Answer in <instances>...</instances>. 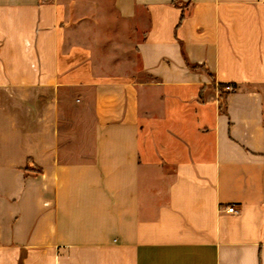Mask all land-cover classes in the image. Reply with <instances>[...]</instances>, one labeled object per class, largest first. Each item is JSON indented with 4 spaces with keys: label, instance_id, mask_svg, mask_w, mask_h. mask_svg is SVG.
I'll return each instance as SVG.
<instances>
[{
    "label": "crops",
    "instance_id": "crops-1",
    "mask_svg": "<svg viewBox=\"0 0 264 264\" xmlns=\"http://www.w3.org/2000/svg\"><path fill=\"white\" fill-rule=\"evenodd\" d=\"M0 264H264V0H0Z\"/></svg>",
    "mask_w": 264,
    "mask_h": 264
},
{
    "label": "rangeland",
    "instance_id": "rangeland-1",
    "mask_svg": "<svg viewBox=\"0 0 264 264\" xmlns=\"http://www.w3.org/2000/svg\"><path fill=\"white\" fill-rule=\"evenodd\" d=\"M113 15L114 14L111 13L109 19L106 18V15H103V17L100 18L98 17V13L93 12L71 21L69 27L67 28L68 30H77L78 32L81 31L85 34H83L82 37L71 38L70 43L68 42V44L72 47L77 45L85 46L91 49H95L96 47L99 52L97 55L94 54V58L96 59V56H98L100 61L109 60L108 64L111 68H113V70L109 73L111 74L112 72L115 77L120 78L125 55L122 54L123 48L121 47L123 39L119 37V35L122 31L126 30V27L117 19V16ZM97 32L101 33L103 36L101 38L90 37L93 35L96 36ZM106 35H109L110 37L105 38ZM114 41H117L118 44H114ZM99 72L104 73L106 71L99 70ZM117 91H120V89ZM115 96L118 97L119 93Z\"/></svg>",
    "mask_w": 264,
    "mask_h": 264
},
{
    "label": "built area",
    "instance_id": "built-area-1",
    "mask_svg": "<svg viewBox=\"0 0 264 264\" xmlns=\"http://www.w3.org/2000/svg\"><path fill=\"white\" fill-rule=\"evenodd\" d=\"M234 89H235L234 86L231 85V84H227V85H225V87H224V91H226V92L233 91ZM227 210H228L229 212H237V209H236L235 207H233V206L228 207Z\"/></svg>",
    "mask_w": 264,
    "mask_h": 264
},
{
    "label": "trees",
    "instance_id": "trees-1",
    "mask_svg": "<svg viewBox=\"0 0 264 264\" xmlns=\"http://www.w3.org/2000/svg\"><path fill=\"white\" fill-rule=\"evenodd\" d=\"M193 67H195V66H193ZM224 85L222 84V85H220V90H221V92H222V94H224L225 93V91H224Z\"/></svg>",
    "mask_w": 264,
    "mask_h": 264
}]
</instances>
